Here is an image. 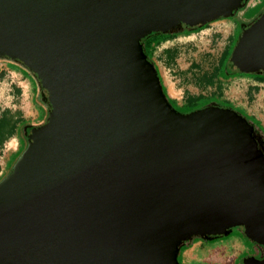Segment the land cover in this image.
Instances as JSON below:
<instances>
[{
  "label": "water",
  "instance_id": "95a60500",
  "mask_svg": "<svg viewBox=\"0 0 264 264\" xmlns=\"http://www.w3.org/2000/svg\"><path fill=\"white\" fill-rule=\"evenodd\" d=\"M246 2L0 0V58L31 72L53 108L0 182L4 264H177L178 240L161 239L178 224L122 216L129 191L175 197L191 214L188 234L246 225L261 237L264 166L247 124L231 110H172L140 44L165 23L203 25ZM238 40L231 68L264 65V13ZM115 195L119 204L107 201Z\"/></svg>",
  "mask_w": 264,
  "mask_h": 264
},
{
  "label": "crops",
  "instance_id": "0c3cea01",
  "mask_svg": "<svg viewBox=\"0 0 264 264\" xmlns=\"http://www.w3.org/2000/svg\"><path fill=\"white\" fill-rule=\"evenodd\" d=\"M261 5H263V0H248L245 7L233 16V20H227L226 18L220 21L214 32H217L221 36H225L221 52L228 43H230L229 45H232L233 47V44L237 39L236 33L238 30V24L253 20V17H249L250 19L245 18L246 14L255 9H259V7L261 8ZM174 40L176 41V38L166 42H161L159 45L155 46L152 49L151 56L156 54V49H159L163 43H168ZM176 44L177 43H173L171 46L163 47L162 51H160L161 54L155 55V58H157L156 62H161L163 69H167L166 71L169 73L172 72V74H170L172 75V78L175 79L173 83H175L176 87L180 86L179 89H182V96L180 98L181 104H179L176 100L178 97L174 92L169 93V95L167 94L168 92L166 86L169 88V85H164L161 82L162 87L165 89L167 98L175 100V105L178 108L184 107L187 104L189 105L190 101L193 102H191L193 106L196 104L194 103L195 101L197 103H206L208 100L221 103L225 101L229 103L232 102L226 95V87L232 79L246 80L247 85H245V89L243 90V98H245L246 102L251 96L253 92L252 90L255 87L264 84V82H255L251 77L226 76L227 67H225L224 60L229 65V58L227 59V57L230 55L231 50L233 49L232 47L227 57L223 59L220 52L217 59L213 61L209 56V52L211 51L208 49L203 51L197 59L194 57L197 56L198 53L193 54L191 52L196 51L192 48L191 44V46L187 45L186 48H180ZM229 45L226 47H229ZM181 50H183V52ZM221 58L222 61H220ZM155 67L157 71H159L158 65L155 64ZM4 70H6L4 72L5 76L3 78L0 77V96L3 98L7 95L9 100L12 99L14 101V108L12 111L10 109H2L0 113V120L5 115H8L9 117L13 116L14 119H16V125L14 126V131L12 130L13 133L0 143V176L3 177L11 169L14 161L25 147L23 134L21 135L19 132L20 128H23L25 125L39 124L46 116V110L37 96L38 84L36 79L28 71L18 66V64L7 63ZM1 71L2 69H0V72ZM175 86H172L173 91L175 90ZM240 104L242 105V101H240ZM205 243L206 242L202 240L195 241L181 252V259H184V253L190 250L189 255L191 257V261L189 262H197L199 264H217L214 261L217 256L213 254L217 247L213 248V250H210L207 247V250L203 251L206 246ZM196 244H198L199 249H192L191 247ZM250 249L253 253V249ZM183 261H186V259L182 261L180 260V263L182 264ZM183 264H187V262H183Z\"/></svg>",
  "mask_w": 264,
  "mask_h": 264
},
{
  "label": "flooded vegetation",
  "instance_id": "af4514ba",
  "mask_svg": "<svg viewBox=\"0 0 264 264\" xmlns=\"http://www.w3.org/2000/svg\"><path fill=\"white\" fill-rule=\"evenodd\" d=\"M263 13H264V10H262L261 13L259 15H257L253 20H251L249 22L242 23V27L240 29L239 37L236 39L237 41H235L236 43L234 46H236L237 42H239L238 39L240 38L241 34L243 32H245L246 30H248L249 27ZM198 26H201V25H198ZM195 27H197V26H194V25L190 24L189 22H186L183 19H179V20H174L172 22L165 23L164 25H160L157 30L151 31V32H157L161 35H169L170 33L174 32V33H178L180 35V34H183V32L186 33L187 30L193 29ZM23 69L28 71L24 67H23ZM227 72L228 73H233V72L246 73L249 76H251L255 82H257L255 80L256 78L258 79V78L264 77V65L254 67L251 72H241L235 68H231L230 65H227ZM257 83H259V82H257ZM39 86H40V91H41L40 96L42 98L41 102L43 104V107L46 110V116H45L44 120L39 124L25 125L23 127L22 134H23V138L25 141V147H24L22 153L20 154V156L18 157V159L21 157V155L25 151H27L34 144L35 138L38 135L42 134L45 130H47L48 124H49V121H48L49 114L53 111L50 96L48 95L46 89L43 87V85L40 81H39ZM164 95L166 96V94H164ZM166 98H167V96H166ZM167 102H168V99H167ZM171 108H172V110H174L175 112L179 113V115H182V116H188V115L194 114V113L201 111V110H204V109L229 110V109H226L225 107H223V104L221 102H217V101L210 102L207 105H203L199 109L194 110L193 112H189V113L179 112L177 106H174V107L171 106ZM242 120L247 124V127L249 128L250 141L252 142L255 152L258 154V156H259L260 160L263 162V166H264V139H263V135L261 133L257 132L256 128L250 122L244 120L243 118H242ZM18 159L16 160V162L18 161ZM15 163H14V165H15ZM13 166L11 167V169L13 168ZM11 169L9 170V172L11 171ZM8 173H7V175H8ZM2 180H0V182ZM117 191H119L118 193H122L121 190H117ZM128 194H129V199L127 200V202L122 200L120 203L119 195L109 196L107 198V201L111 202L112 204H113V202H114V204H119V203L122 204V206H123L122 216H124L128 212H129L128 214H133L132 217L129 215L127 216V218L129 220H134V221L135 220L136 221L141 220V221L147 222V223L154 222L157 220V223H160L159 220L162 219L164 216L167 215L168 217H170L178 225L176 227H173L172 230H168L169 228H167L168 231L166 232V236L169 239H173L172 241H174L176 239L178 240L177 245L180 244L178 246V253L180 252V249L182 248V246L187 244L193 237H203L206 235L208 236L209 234L216 235L215 237H219L218 235H227L228 233L230 234L232 231L235 230L234 228L237 227L240 230H242L245 237L250 240V242H251L250 248L253 249V253L250 252L248 257H245L244 259L242 258L244 261L242 260L241 264H245V261L248 264H262V262H264V231L261 232V230H264V223H262V224L258 223V225H256L257 228L259 227L261 229V230H258L260 233H262L261 237H254L253 238V237H250L249 235H247V233H246L247 229H249L250 232L252 233L253 230L251 231V228L253 226L248 228L246 225L230 226L228 228L227 234H222V233L221 234H213V233H207V232L188 234V232H189L188 228H190V227L188 226L189 224L187 222H188V220L191 219V214L186 212L187 210L184 209L183 206L179 202L177 204L175 197L170 198L168 201H166V200L163 201L159 198L160 195L157 193H154V192H148L145 195H143L142 193H138L135 191H129ZM259 203H262L264 206V201L262 202V200H259L258 204ZM258 206L259 205H257L255 208L258 209ZM224 217L229 218V216L227 217L226 215ZM252 217H253L252 214L248 215L246 220L252 219ZM222 218H223V216H222ZM260 219L264 220V217H262ZM251 224L254 225L253 223H251ZM143 226L146 228V225H143ZM196 227H198V226L191 227L192 228L191 230L196 229ZM145 228H144V230H145ZM212 228H214V227H212ZM163 229H164V227H163ZM156 232L159 234V237H157V239H159L161 237V233H163V230L156 229ZM145 237H146V241L150 242L151 238H153V235H147ZM155 244H156V241H155ZM3 255H5V254H3ZM177 256H178V254H177ZM249 259H253V260L249 262L248 261ZM4 260H6L8 262V260H12V259L7 260L6 258H1V256H0V262H1L0 264H4L5 263ZM15 261L16 260H13V262H15ZM17 264H35V263L32 260L27 261V259L22 258V259L18 260ZM41 264H44V263H41Z\"/></svg>",
  "mask_w": 264,
  "mask_h": 264
},
{
  "label": "rangeland",
  "instance_id": "374dc122",
  "mask_svg": "<svg viewBox=\"0 0 264 264\" xmlns=\"http://www.w3.org/2000/svg\"><path fill=\"white\" fill-rule=\"evenodd\" d=\"M261 6L262 7L261 8L259 7V9H255L251 12H248V14H246L245 18H249V17L252 18L253 17V19H254L257 15H259L261 13V11L264 10V0H263V5H261ZM233 18L234 17H228L227 20H233ZM223 19H226V18H218V19L210 21L206 25V29H203L199 32L177 35L175 37L176 41L174 40V41H170L168 43H163V45L160 46L159 49H156V51H157L156 54H153L151 56L153 63H155L159 67L158 68V70H159L158 74H159V78L161 80L160 83L162 82L164 85H166V84L169 85V88L166 86L167 92H168L167 94L169 95V93L174 92L178 97L176 100L179 104H181L180 98L182 96V94H181L182 89H179L180 86H177V87L175 86V83H173L175 81V79L172 78V75H171L172 72H170L171 73L170 74L169 72L166 71L167 69H163V65L161 64V62H156L157 58H155V55L161 54L160 51H162L163 47L171 46L173 43H177L176 45H178L180 48H186L187 45L191 44L192 48H194L196 50V51H191V52L193 54L198 53V55L195 56L194 58L198 59L199 55L202 54L203 51L208 49L211 51V52H209V56L212 58L213 61L216 60L218 55L221 52V48L223 46L225 36L219 35L217 32H214V30H216L217 25ZM241 27H242V23H239L238 24V30L236 33L237 38L239 37ZM235 43L233 44V47H234ZM229 44L230 43H228L226 46H228ZM226 46L223 48V50L221 52V57L223 59L225 57H227V55L230 52V49L232 47V45H229V47H226ZM181 51L183 52V50H181ZM231 51H233V50H231ZM222 58L220 61H222ZM224 62H225V60H224ZM7 63H14L16 65L18 64V66L22 67V65L19 63L13 62L11 60L0 58V69H2V71L0 72L1 78H3L5 76L4 72L6 70H4V68L6 67ZM29 73L32 75L31 72H29ZM33 77L36 79L37 84H38L37 85V91H38L37 96L39 98V101H42L41 100L42 98L40 96L41 91H40L39 81L35 76H33ZM245 85H247V82L245 79L244 80L232 79L228 83V86L226 87V91H227L226 95L229 97V100L232 101V102H230V104L233 107H237V108L242 107L241 109H243L247 115L254 116L256 118V120L259 121V123L262 125V127L264 129V84L256 87L257 90L252 92V94H251L250 98H248L247 102L245 101V98H243V90L245 89ZM172 86H175L174 91H173ZM5 94H6V92H5ZM0 95H1V93H0ZM11 100L12 99H10V100L8 99L7 95H5L3 98H1V96H0V113H1L2 109H10L12 111V109L14 108V106H13L14 101L13 100L11 101ZM240 101H242V105L240 104ZM191 102L192 101H190V104L187 107L178 108V111L182 112V113H189V112H192L194 110L199 109L203 105H207L208 103L215 102V101L208 100L206 103H202V102L197 103L195 101L194 103H196V104L194 106L192 105L193 102L192 103ZM15 125H16V119H14L13 116L6 117V119L0 124V143L3 142L5 139H7L13 133L12 130L14 131ZM22 129L23 128H20V130H19L21 135H22ZM18 157L16 158V160L18 159ZM16 160L14 161V163L16 162ZM14 163H13V165H14ZM1 177H3V176H0V178ZM3 178H1V180ZM234 229L235 230L232 231L229 235L225 236L224 238H222L220 240L205 243L206 246H205L203 251L207 250V247L210 250H213V248L217 247L213 253L217 256L214 260L215 263H217V264H241V259L248 257L249 253L252 252L250 249V246H251L250 240L245 237L242 230H240L237 227ZM198 247H199L198 244H196V245L192 246L191 248L192 249H199ZM189 251L184 253V259H186V261H183V262H187V264H199L197 262H195V263L189 262V261H191ZM206 254H208V253H206ZM209 258H211V257H209ZM184 259L183 258L181 259V255L179 254V257H178L179 262H180V260L182 261ZM209 260H211V259H209ZM183 262H182V264H183ZM245 263H246V261H245Z\"/></svg>",
  "mask_w": 264,
  "mask_h": 264
},
{
  "label": "trees",
  "instance_id": "16d2710c",
  "mask_svg": "<svg viewBox=\"0 0 264 264\" xmlns=\"http://www.w3.org/2000/svg\"><path fill=\"white\" fill-rule=\"evenodd\" d=\"M247 1H248V0H247ZM246 3H247V2H246ZM246 3H245V5H246ZM245 5H244V7H245ZM244 7H243V8H244ZM241 9H242V8H241ZM241 9H239V11H240ZM234 15H235V14H234ZM234 15H233V16H234ZM233 16H230V17H233ZM208 23H209V22H207V23H205V24H203V25H201V26H197V27H195V28H193V29H189V30L186 31V33L183 32V34H189V33H193V32H199V31H201V30H203V29H206V25H207ZM177 35H179V34H178V33H174V32H173V33H170L169 35H161V34H159V33H157V32H150V33L146 34L145 36H143L142 38H140V44H141L142 50H143V52H144V54H145V56H146V59H147L148 62L153 66V68H154V70H155V72H156V74H157L158 77H159L158 71H157V69H156V67H155V64H154L153 61H152V58H151L152 49H153L155 46L159 45L161 42H166V41H169V40L174 39ZM234 47H235V46H234ZM234 47H233V49H234ZM233 49H232V50H233ZM231 53H232V51H231ZM231 53H230V55L227 57V59L230 58ZM227 59H226V60H227ZM226 65H228V64H227L226 61H225V67H227ZM226 76H227V77H235V76H237V77H251V76H249V75L246 74V73H237V72L228 73L227 70H226ZM251 78H252V77H251ZM159 80H160V78H159ZM255 80H256L257 82H259V83H263V82H264V77H261V78H258V79L256 78ZM162 90H163V93L166 94L164 87H162ZM255 90H257L256 87H255L252 91H255ZM249 98H250V97H249ZM167 99H168V98H167ZM168 102H169V104H170L172 107L176 106V105H175V103H176L175 100L168 99ZM222 104H223V107H225L226 109H229V110L234 111V112L237 113L240 117H242L244 120L250 122V123L256 128L257 132H259V133H261V134L263 135V139H264V129L262 128V125L259 123L258 120H256V118H255L254 116L247 115L243 109H241V108H237V107H233V106H232L229 102H227V101L223 102ZM187 106H189V105L187 104V105L184 106V107H187ZM181 108H183V107H181ZM192 112H193V111H192ZM6 117H9V116H8V115H5V116L0 120V124L6 119ZM23 127H24V126H23ZM227 235H229V233H228ZM227 235H218L219 237H215L216 235H211V234H209L208 236L206 235V236H203V237H193V238H192L187 244L183 245L182 248L180 249V252L178 253V256H177V259H176V260H177V264H181V263L179 262V260H178L179 254H181L182 251H184L186 248H188V247H189L192 243H194L195 241L202 240V241H204V242H214V241H216V240H220V239L224 238V237L227 236ZM242 260H243V259H241V261H242ZM243 261H244V260H243Z\"/></svg>",
  "mask_w": 264,
  "mask_h": 264
},
{
  "label": "bare ground",
  "instance_id": "6f19581e",
  "mask_svg": "<svg viewBox=\"0 0 264 264\" xmlns=\"http://www.w3.org/2000/svg\"><path fill=\"white\" fill-rule=\"evenodd\" d=\"M211 220H212V219H211ZM196 222H197V221H196ZM159 240H160V239H156V244H155V245L158 246V244H159ZM161 240H163L162 242H165V243H166V242H169V244H170V242H174V241H175V240H174V241H171V239H168L169 241H166L165 238H164V239H161ZM166 244H167V243H166ZM167 245H168V244H167Z\"/></svg>",
  "mask_w": 264,
  "mask_h": 264
}]
</instances>
